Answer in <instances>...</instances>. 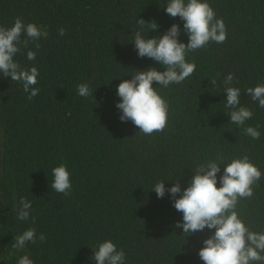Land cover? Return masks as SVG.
Returning <instances> with one entry per match:
<instances>
[{"label": "trees", "instance_id": "trees-1", "mask_svg": "<svg viewBox=\"0 0 264 264\" xmlns=\"http://www.w3.org/2000/svg\"><path fill=\"white\" fill-rule=\"evenodd\" d=\"M208 2L228 37L189 53L197 68L183 83L157 89L168 104L167 127L144 135L120 121L116 88L118 78L130 80L134 70L163 71L139 58L131 42L138 30L153 38L173 24L183 28L162 8L166 0H0V26L20 18L48 32L16 57L23 67L39 69L37 97L29 101L21 84L0 76V264H16L23 254L36 264H94L91 247L107 239L125 251L127 264H203L198 251L209 234L187 238L176 229L182 213L169 197L150 192L153 185L181 174L186 182L217 155L226 162L248 156L264 173V109L246 94L264 83V0ZM152 22L159 32L151 31ZM181 40L188 42L183 32ZM29 50L37 53L35 61L26 59ZM229 73L242 106L254 113L248 125L261 126L259 140L224 114L222 81ZM80 83L91 85V96L77 94ZM61 164L72 176L69 195L50 188L52 169ZM253 190L237 211L259 231L264 179ZM21 198L33 204L27 222L16 218ZM29 227L45 239L17 253L14 237Z\"/></svg>", "mask_w": 264, "mask_h": 264}, {"label": "clouds", "instance_id": "clouds-1", "mask_svg": "<svg viewBox=\"0 0 264 264\" xmlns=\"http://www.w3.org/2000/svg\"><path fill=\"white\" fill-rule=\"evenodd\" d=\"M162 8L170 17H178L183 28L180 24H173L164 34L153 38L138 30L131 43L139 58L154 61L163 71L156 67L134 70L130 80L118 78L121 83L116 88L118 101L115 107L120 113V121L131 122L144 135H152L167 127L168 104L157 89L183 83L197 68L187 59L189 53L206 48L211 42L224 43L228 37L225 21L217 17L208 0H166ZM144 22L140 19L138 23ZM152 25L151 31L159 32L160 26L156 22ZM182 32L188 38L187 43L181 40ZM47 35L43 25L25 24L20 18L11 27L0 26V76L10 77L11 81L21 84L29 101L39 95L40 71L36 66L23 67L16 57L22 54V46L26 47L29 41L35 42ZM60 35H64V29H60ZM36 57L35 51H27L28 61H35ZM234 75L229 73L222 81L223 94H226V99L221 102L224 114L231 124L242 129L244 135L259 140L261 126L248 125L254 113L242 106L241 89L233 86ZM154 83L158 86L154 87ZM76 91L80 97L92 95L89 83L76 85ZM246 94L264 109V83L248 87ZM193 173L186 182V174L168 181L173 182L171 187H166L168 182L158 181L150 191L158 199L169 197L174 209L182 213V220L174 227L181 229L183 235L187 234V238L207 231L209 235L198 251L203 264H264V229L252 231L237 211L242 199L254 196L253 185L264 179V173L248 156L226 162L221 155L198 165ZM72 187V176L66 164L52 169L51 190L69 195ZM32 210V202L21 198L16 218L27 222ZM37 239L42 241L45 237L43 234L37 237L36 229L29 227L14 237L12 246L19 253L27 245L37 243ZM91 249L94 264H127L125 251L110 239ZM16 264H36V261L23 254L17 255Z\"/></svg>", "mask_w": 264, "mask_h": 264}]
</instances>
